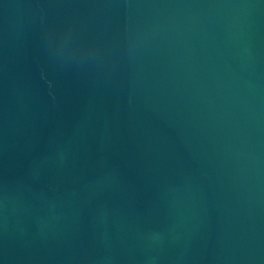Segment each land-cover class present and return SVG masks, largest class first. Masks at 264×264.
<instances>
[{"label":"water","instance_id":"obj_1","mask_svg":"<svg viewBox=\"0 0 264 264\" xmlns=\"http://www.w3.org/2000/svg\"><path fill=\"white\" fill-rule=\"evenodd\" d=\"M0 264H264V0H0Z\"/></svg>","mask_w":264,"mask_h":264}]
</instances>
